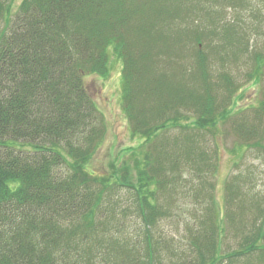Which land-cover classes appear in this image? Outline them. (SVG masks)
<instances>
[{"label":"trees","instance_id":"obj_1","mask_svg":"<svg viewBox=\"0 0 264 264\" xmlns=\"http://www.w3.org/2000/svg\"><path fill=\"white\" fill-rule=\"evenodd\" d=\"M254 2L0 0V264H264V207L238 206L234 178L224 202L215 184L198 190L209 204L188 225L186 249L169 241L170 249L157 233L176 216L173 196L183 195L171 191L179 166L200 172L205 164L216 175L197 139L230 124L240 149L264 152V52L239 33L242 16L225 14ZM225 52L248 56L244 79L261 97L250 109L239 107L242 83L216 70ZM114 60L120 105L141 146L98 175L90 164L107 134L105 116L85 80L109 79ZM173 130L179 135L168 141ZM168 171L176 172L169 182ZM123 190L134 206L125 196L116 201ZM108 207L113 224L134 207L143 228L121 238L127 226L110 224ZM230 229L238 249L225 247Z\"/></svg>","mask_w":264,"mask_h":264},{"label":"rangeland","instance_id":"obj_2","mask_svg":"<svg viewBox=\"0 0 264 264\" xmlns=\"http://www.w3.org/2000/svg\"><path fill=\"white\" fill-rule=\"evenodd\" d=\"M21 1L22 0H16V5ZM254 7L256 9L255 12H258V19H253V17H251V11L254 10ZM254 7L248 12H244L241 9L225 8L227 10L225 14L228 18L226 19H235L237 14L242 16L241 22H236L238 23V26L237 24L236 26L239 33L241 27L247 31L246 34L252 41L250 47L251 51L261 50L264 52V4L262 5L259 1L255 0ZM225 53L229 54H224L226 61L217 64L216 70L220 71V73H227L235 78L237 82L242 83L241 85L243 90L246 89V93L240 100L239 107L250 109L259 102L261 97L258 90L252 88L251 83L246 84L248 81H245L244 79L247 68H249L248 56L240 55L238 60H236L230 52ZM117 67H119V64L114 60V62L111 63V75L109 79L101 80L98 77L90 76L89 78L86 77L85 80L87 88L95 96L98 109L105 116L107 134L99 148L100 150L90 164V172L92 171L98 175L110 172L112 160H132V155L126 156L127 153L131 152L132 148L130 146L135 148L141 146V142L138 138H132L130 124L122 110V106L120 105L122 95H120L119 90L123 86V79L120 76V67ZM249 115L254 117V112L247 110L243 116ZM235 120L237 121L238 117H236ZM178 133L179 130L171 131V139L168 138V141H173L175 137L179 135ZM166 136H169L168 133ZM197 140H199L198 143L201 148L200 152L204 153V159L212 161V163L217 166L216 175L211 176L212 174L210 175V173L207 175L205 173V164L201 165L202 171L200 172H198L197 168L190 171L179 166V183L175 186L174 190H171L173 195L180 190L183 193V195H180L178 198L177 196H173L174 207L178 208L176 216L173 215L170 219L163 221L157 230V233H159L162 239L166 241V246L169 248L170 245L167 242L170 241L175 247L186 249L188 225L194 223V221L197 220V217L200 216L198 213L202 212L209 204L208 199L196 196L200 195L198 190L203 189L202 185L204 184L206 186L207 183H210L211 185L215 184V198L219 202H224L226 200L227 182L234 178L235 188L233 197L237 201L236 204L238 206L241 205V201H243L242 208L245 207L250 209L258 205L264 207V152L262 150L258 151L246 147H244L243 150L240 149L238 147L240 142L231 131L230 124L227 125L226 128H223L222 133L217 135L216 138L205 137ZM164 151L166 153H171L173 150L166 148ZM140 152L142 151L140 150ZM163 167L167 168L165 165H163ZM163 172L162 175L166 173V170ZM168 173L169 174L165 175L166 180H173L176 172L168 171ZM119 194L120 191L117 192V195L115 196L116 199ZM124 196L128 200L130 206H132V204L133 206L135 205L133 202V195L126 190L122 191L119 199L116 201L122 203L124 201ZM105 214L106 216L109 215V207ZM248 217L252 218L253 216L248 213L244 219L247 222H249ZM120 219V224H113L111 223L112 216H108L110 224H113L114 227H118L119 225L127 226L119 228V236L121 238L129 235L134 236L137 231L143 228L141 220L135 212L134 207H132L124 217H120ZM114 227L110 225L108 226V229L110 228V230L115 233L114 231L116 228ZM119 236L118 238L120 239ZM224 239L225 247L227 249H238L239 240H237L235 233L232 232L231 229ZM119 243H122V241ZM176 254L179 255L180 253L176 251ZM172 258L175 259V253Z\"/></svg>","mask_w":264,"mask_h":264}]
</instances>
